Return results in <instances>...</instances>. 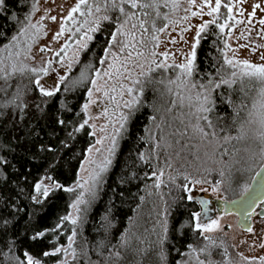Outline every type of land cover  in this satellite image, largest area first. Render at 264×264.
I'll use <instances>...</instances> for the list:
<instances>
[{
  "label": "snow or ice",
  "instance_id": "obj_1",
  "mask_svg": "<svg viewBox=\"0 0 264 264\" xmlns=\"http://www.w3.org/2000/svg\"><path fill=\"white\" fill-rule=\"evenodd\" d=\"M246 2L77 0L67 16L60 18L59 30L52 34L51 41L38 48V61L33 47L39 39L48 35L43 21H57L56 16L45 14L33 22L32 17L39 11V0H32L29 12L17 21L15 34L8 37L0 31V96L4 97L0 100V108L19 110L22 118L29 106L25 98L35 93L38 102L34 103L39 113L45 114L46 106L51 103L57 105L53 122L65 133L60 141L62 145L68 147L69 142L75 141L79 134L97 137L86 149L88 155L81 164L80 171L87 173V179L81 176L74 187H66L54 178L52 169H55L57 161L53 160L49 170L32 184V192L25 193L30 204L10 200L4 208L12 209L11 219L3 215L4 209H0V264H49L42 257H58L54 264H137L136 256L141 249L133 246L126 235H122L116 244H111L107 236L111 221L107 215L102 218L104 223L101 224L105 235L95 243L83 236V224L87 206L96 198L104 175L113 164L119 141L138 119V113L144 107V94L148 91L166 100L164 113L174 115L179 124L173 127L174 121L163 116L151 117L152 127L146 128L147 135L141 137L148 151L139 153L141 162L152 169L143 175V178L153 181L146 186L156 189L163 200V193L159 190L171 184L183 193L180 201L195 203L205 209L203 212L189 211V219L179 225L181 235H184L182 230L188 228L196 240L203 243H189L185 251L173 246L180 257L175 264H264V256L249 258L243 252L233 256L223 239L228 234L225 229L231 226L221 223L222 216L209 218V202L192 195L198 186L200 192L211 190L213 194L220 192L222 187L231 189V177L245 171V165L257 160L264 165V51H261L264 44L255 43L251 38L255 29L253 19L257 11L264 13V7L260 3L253 4L252 11L245 17L241 6ZM4 3L5 0H0V8ZM222 7L226 9L225 13H221ZM205 16L210 19L204 20ZM237 16L242 18L237 19ZM193 18L202 22L192 24ZM68 22H71V27L67 26ZM256 23L260 25L257 39H264V18ZM241 24L245 28L234 37L235 28ZM193 29L195 34L189 42L184 34ZM172 32L177 33L179 42L190 44L187 51L168 47L178 43ZM97 33L106 38V43L96 64L89 61L85 65L86 71L69 81L59 69L71 72L73 65L80 63L81 56L92 55L90 43ZM66 34L68 38L64 39ZM210 36L215 37L210 41L212 44L222 41V47L217 45L221 58L213 57L208 68L201 69L197 64V49L201 41ZM62 39L64 42L61 44ZM233 39L246 42L233 47L229 43ZM69 40L73 42L69 43ZM53 43L59 47L53 48ZM161 45L164 51H159ZM240 48H248L253 55L259 52L261 63L239 59L236 54ZM229 53L232 55L229 56ZM54 65H59V68ZM85 84L88 85L84 92L86 99L77 110L67 94ZM98 100L103 107L94 113L92 108L99 106ZM217 100L227 104L232 115L226 118L218 113ZM159 110L155 108V111ZM101 119L104 123L98 125L96 121ZM166 128L172 129L168 135L164 134ZM236 144L243 147L238 148ZM175 145L181 146L180 151L187 149L192 156L191 160L184 157L186 163L180 166L183 171L174 167L173 155L168 151ZM36 147L38 153L54 151L50 145ZM201 147L204 149L202 153ZM180 151L175 152V158H180ZM225 157L229 159L225 160ZM7 164L6 158H0V168ZM214 173L220 179H209ZM166 174L167 181L164 179ZM177 179H182L184 183H177ZM260 183L264 185V176H261ZM20 191L24 192V188L21 187ZM59 191L76 193L70 205L73 211L58 217L51 227L37 229L33 225L30 228V240L47 241L51 248L40 255L27 250L18 254L17 238L10 234L9 226L18 221L21 214L27 218L26 223L37 220L45 211L49 198ZM249 191L247 185L243 186L241 205L251 208L253 198L243 199ZM140 199L143 201L144 198ZM231 203L236 204L237 201ZM164 205L157 213L161 228L158 234L160 264H168L164 245L168 242V218L172 216V205L167 201ZM256 207L264 209V199ZM251 215L252 212H248V216ZM256 215L264 220V210L256 212ZM245 231L256 235L251 226L246 225ZM65 232L68 233L66 243H61L60 237ZM213 233H221L222 236ZM259 241V248L264 249V236L259 237ZM217 250L223 257L220 261L213 259ZM93 255L97 259H93Z\"/></svg>",
  "mask_w": 264,
  "mask_h": 264
},
{
  "label": "trees",
  "instance_id": "obj_2",
  "mask_svg": "<svg viewBox=\"0 0 264 264\" xmlns=\"http://www.w3.org/2000/svg\"><path fill=\"white\" fill-rule=\"evenodd\" d=\"M31 6L32 0H5L3 7L0 8V31L8 37L15 34L18 27L17 21L24 18ZM225 12L226 9L222 7L221 13ZM68 26H72L71 22H68ZM73 40H69V43H72ZM213 40L215 37L211 36L202 40L197 49V64L201 69H207L213 62V57L221 58L220 52L217 51V45L222 47V41L217 42V44L210 43ZM105 43L106 38L97 33L90 43L93 54L81 56L80 63L74 64L71 72L65 74L69 81L86 71L85 65L89 61L96 64ZM87 86L85 84L67 94L77 110L86 99L84 92ZM11 91L9 89V93ZM2 99L4 97L0 96V100ZM25 99L29 106L22 118L19 110L11 107L0 108V158H6L8 161L6 167L0 168V209H4L3 215L9 219H11L12 209L10 207L5 209L4 206L10 200L30 204L25 198V193L32 192V184L49 170V164L53 160L57 161L55 169H52L54 178L66 187H71L77 180L86 149L94 143L93 136L79 134L75 141H70L69 146L65 147L60 143L64 139L65 133L60 131L59 126L53 122L57 105L55 103L47 105L45 114H41L35 108L34 102H38L35 93ZM165 104V99L154 96L151 91L144 94V107L140 109L138 119L130 128L129 133L119 141L113 164L104 175V182L98 190L96 198L87 206L85 223L83 224V236L95 243L97 239L105 235V230L101 224L104 223L102 218L107 215L108 220L111 221V227L107 229V236L111 244H116L122 235H126L133 246L141 249L140 254L136 256L137 264H160L158 234L161 232V228L158 224L157 213L165 206L164 201L172 205V216L168 218V242L164 245L168 253V264H175V261L180 258L178 253L173 250V246L180 251H185L189 243L196 245L202 243V240H196L190 229L184 228L182 230L184 235H181L178 230L179 225L189 219V211H199L200 205L180 201L179 197L183 193L171 184L159 190L163 193V200H161L156 189L146 186L151 185L153 181L143 178L146 171L150 173L152 170L139 159V153L148 151V146L141 137L147 135L146 128L152 127L151 117L153 115H157L158 118L163 116L166 120L174 121L173 127L179 124V120H174V115L164 113L163 106ZM217 105L218 113L225 115L226 118L232 115L227 104H221L217 100ZM155 108L160 110L157 112ZM171 131V128H166L164 134L168 135ZM169 139L172 138L169 136ZM233 143L235 144V142ZM40 144L50 145L54 151L38 153L36 146ZM180 147V145H175L174 149L168 151L173 155L174 167L183 171L180 166L186 163L184 157L191 160L192 156L188 154L187 149L180 151ZM176 151H180L179 159L175 158ZM200 151L202 153L204 149L201 147ZM161 159L163 160L164 157L162 156ZM224 159L228 160L229 158L225 157ZM210 166L218 167L216 165ZM244 172H242L246 175L244 181H247L253 172ZM133 174H135V178H133ZM240 174L235 173L231 177V179L234 178L231 189L223 187L224 195L227 198L237 196L238 190L235 189L234 185L238 179H242ZM213 175L216 176L217 174L214 173ZM165 181L167 180L165 179ZM177 183L182 184L184 181L177 179ZM21 187L24 188V192L20 191ZM149 193L152 194L149 195ZM75 196V192H57L49 198L45 205V211L35 221L26 223L27 218L21 214L20 219L9 226L10 234L17 238V253L20 254L27 250L34 255H40L43 251L51 248L52 245L47 241L30 240V228L33 225L37 229L51 227L58 217L69 213L71 202ZM141 197L144 198L143 201L140 199ZM141 216L145 218L139 224L138 220ZM67 234L65 232V235L60 237L61 243H66ZM42 259L48 261L49 264H54L58 257H42ZM93 259H97V257L93 255Z\"/></svg>",
  "mask_w": 264,
  "mask_h": 264
},
{
  "label": "rangeland",
  "instance_id": "obj_3",
  "mask_svg": "<svg viewBox=\"0 0 264 264\" xmlns=\"http://www.w3.org/2000/svg\"><path fill=\"white\" fill-rule=\"evenodd\" d=\"M198 2H199V0H198ZM76 3H77V0H39V5H38L39 11L35 12L34 16L32 17L33 22L40 20V18L42 16H45V14H47L48 16H56L57 21L53 22L50 19H45L43 21V23L45 25V31L48 32V35H47V37H42L41 39H39L38 43L33 47V52L37 53V61L39 60L38 48L40 46L48 44L49 41H51L52 34L59 30L60 18L62 16L66 17L69 10L73 6H75ZM255 3H260L262 5V7H264V0H247V2L241 6L244 9V16L245 17H247V14L252 11V5ZM205 11H207V9H205ZM235 11H236V9L234 8V14H235ZM180 14L182 15L183 13H180ZM241 18L242 17L237 16V19H241ZM260 18H264V13L257 11L256 17L253 19V24L255 25V29L251 33V38L254 40L255 43L264 44V39H257V30H259L260 25L257 24L256 21ZM208 19H210V18L207 16L204 17V20H208ZM201 22L202 21H200L199 19H195V18H193L191 21L192 24H200ZM244 28H245V25H243V24L237 26L233 32V36L234 37L238 36L239 33L241 32V30H243ZM194 34H195V29H193L191 32L185 33L184 35H185V38L189 42H191ZM171 35L173 37H176V39L178 40V43L175 46L169 45L168 46L169 48H183L185 51L188 50V48L190 47V44L186 45V44H183L182 42H179V36L177 35L176 32H172ZM67 38H68V34L65 35L64 39H67ZM63 42H64V40L62 39L60 41V43L62 44ZM245 42L246 41H244L243 39L239 40L238 42L235 39L229 41V43H231L233 47H237L238 43L244 44ZM52 47L58 48L59 45L53 43ZM159 51H164L163 45H161ZM261 51H264V49H261ZM48 55L51 56V53H49ZM69 55H71V53H69ZM231 55H232V53H229V56H231ZM236 55L241 60L248 59V60L252 61L253 63H261V61L259 60V52H257L255 55H253L248 48H240ZM28 63H33V62L28 61ZM54 66L59 68V65H54ZM59 71L61 74L67 73V71L65 69H59ZM98 105H99L98 107L93 106L92 111L94 113L99 112L101 110V108L103 107V105L100 104L99 100H98ZM96 123L99 125V124L104 123V121H103V119H101V120H97ZM97 135H99V133ZM96 138L97 137H94V142H95ZM105 143H107V142H105ZM242 147H243L242 144H238V148H242ZM87 155L88 154L86 152V155H85V158L83 159V161L87 158ZM261 166L262 165L260 164V162L258 160L256 162H250L248 165H245V169H246L245 171L246 172L250 171L253 173L247 181H244L245 176H246L244 174L245 172L243 171L244 173L240 174L242 179L241 180L238 179V182H236V184L234 185L235 189L238 190L237 196H239L241 194L243 186L247 185L249 187L252 177L254 176V174L258 171V169ZM85 167H87V165H85ZM80 169H81V165H80V168L78 171V176H77L76 182L80 179L81 176H84V178L87 179V173L81 172ZM189 171H192V169H189ZM216 176L212 175L211 177H209V179H211V180L214 179L213 181H215L216 179L217 180L220 179V177L218 175H216ZM164 179L167 180V177H164ZM233 180H234V178L231 179V183H233ZM76 182L71 187H74L76 185ZM204 187H208V186L204 185ZM224 193L225 192H223V187H222L220 192L213 194L211 192V190H209L207 192H200L199 186H198L197 190L194 191L192 193V195L194 197H196L197 199L208 200L209 203L207 206V211H208L209 218L222 216L223 219L221 220V223L223 225H230L231 226L230 228L225 229V231L228 234H227V236H223V239L225 240L226 244L229 246V252L232 253L233 256H235V254L238 252H243V254L249 258L264 256V249H261L258 246L259 242H260L259 237L264 236V220H262L261 218H255V221H254V224L252 227L254 228L256 235H252V234L248 233L247 231L241 229V227H239L237 225V217L234 214H232V213L217 214L216 208L213 205L211 199H213V198L232 199V198H227L224 195ZM72 202H73V200H72ZM204 210L205 209L203 207H201L199 211L203 212ZM72 211L73 210L70 207L69 213H71ZM144 218H145L144 216H141L138 220V223L141 224L144 221ZM212 235L222 236L221 233H213ZM202 243H203V241H202ZM213 259L216 261H220L223 259V257L219 255V250H217L216 252L213 253Z\"/></svg>",
  "mask_w": 264,
  "mask_h": 264
},
{
  "label": "water",
  "instance_id": "obj_4",
  "mask_svg": "<svg viewBox=\"0 0 264 264\" xmlns=\"http://www.w3.org/2000/svg\"><path fill=\"white\" fill-rule=\"evenodd\" d=\"M264 168V165H262L258 171L261 173L260 176L254 174L251 183L249 185V194L248 196H245L243 199L248 200L249 197L253 198L252 207L249 208L246 204L241 205V194L235 198L232 199H221V198H213L212 203L216 208V211L218 214L224 213V214H235L238 218L237 225L245 230V226H250V217L248 216V212H252L253 209L257 204L260 203L262 199H264V185L260 183L261 176H264V172H261V169ZM208 201V200H207ZM225 201H228V203H225ZM232 201H237L236 204L231 203Z\"/></svg>",
  "mask_w": 264,
  "mask_h": 264
},
{
  "label": "flooded vegetation",
  "instance_id": "obj_5",
  "mask_svg": "<svg viewBox=\"0 0 264 264\" xmlns=\"http://www.w3.org/2000/svg\"><path fill=\"white\" fill-rule=\"evenodd\" d=\"M253 178V177H252ZM252 180V179H251ZM251 183V182H250ZM262 210H264V209H261V208H259V207H256L255 206V208L253 209V211H252V215L250 216V226L252 227L253 226V224H254V221H255V218H260L259 216H257L256 215V212H260V211H262ZM217 212V211H216ZM218 214V213H217ZM235 215V214H234ZM236 216V215H235ZM237 217V216H236ZM237 220H238V218H237ZM242 229V228H241ZM244 230V229H243Z\"/></svg>",
  "mask_w": 264,
  "mask_h": 264
}]
</instances>
